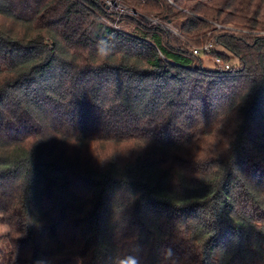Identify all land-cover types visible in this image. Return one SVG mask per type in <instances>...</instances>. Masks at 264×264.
I'll return each instance as SVG.
<instances>
[{"label": "trees", "instance_id": "1", "mask_svg": "<svg viewBox=\"0 0 264 264\" xmlns=\"http://www.w3.org/2000/svg\"><path fill=\"white\" fill-rule=\"evenodd\" d=\"M125 3L0 0V264H264V0Z\"/></svg>", "mask_w": 264, "mask_h": 264}, {"label": "rangeland", "instance_id": "2", "mask_svg": "<svg viewBox=\"0 0 264 264\" xmlns=\"http://www.w3.org/2000/svg\"><path fill=\"white\" fill-rule=\"evenodd\" d=\"M104 1L107 3V5L111 9H113L116 12L119 11V12L135 13V14H138V15L140 14V17L146 22L160 23V24H163V25L169 27L173 31L178 32V30L170 22H166V21L160 19L159 17H157L155 15L146 13L142 9H139V8L137 9V11H135L134 10L135 7L133 5H129L128 3H125V0H104ZM119 18H121V17H117V20H118L117 22H115V21H108V22L110 24H113V25L117 26V27H121V28H124V29L127 28V26L125 24H123V21H120ZM214 23L216 25V29H221L222 27L229 29V27H226V26H229L227 24H223V23H219V22H214ZM254 32L257 33V34L264 35L263 34L264 33V29L254 30ZM208 41H212L214 43V46H215V40H214L213 37L212 38L210 37L206 42H208ZM202 44L203 43L198 44L197 46H200ZM214 60H215V58H208L206 56L204 63L207 66H215ZM236 60H237V58L235 56H233V58H231L230 60H225V61H230L232 64H234ZM8 229H9L8 225L5 222H3L1 220V218H0V246L1 245L3 246V244H4L5 237H6V232L8 231Z\"/></svg>", "mask_w": 264, "mask_h": 264}, {"label": "built area", "instance_id": "3", "mask_svg": "<svg viewBox=\"0 0 264 264\" xmlns=\"http://www.w3.org/2000/svg\"><path fill=\"white\" fill-rule=\"evenodd\" d=\"M226 27H229V28H234L233 26L229 25V26H226ZM264 34V33H263ZM214 48V43L212 41H208V42H205L203 43L202 45L200 46H195L194 47V51L197 52V53H200V52H203V51H211L212 49ZM215 61L219 64V65H222L223 67L225 68H229L232 63L230 61H225L223 60L222 57L220 56H215Z\"/></svg>", "mask_w": 264, "mask_h": 264}]
</instances>
